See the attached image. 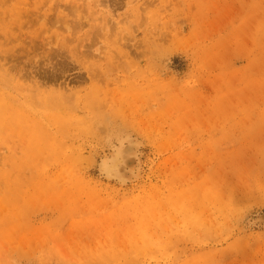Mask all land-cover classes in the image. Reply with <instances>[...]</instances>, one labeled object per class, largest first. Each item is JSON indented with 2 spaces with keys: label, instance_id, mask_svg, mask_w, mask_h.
<instances>
[{
  "label": "rangeland",
  "instance_id": "rangeland-1",
  "mask_svg": "<svg viewBox=\"0 0 264 264\" xmlns=\"http://www.w3.org/2000/svg\"><path fill=\"white\" fill-rule=\"evenodd\" d=\"M0 264H264V0H0Z\"/></svg>",
  "mask_w": 264,
  "mask_h": 264
},
{
  "label": "bare ground",
  "instance_id": "bare-ground-1",
  "mask_svg": "<svg viewBox=\"0 0 264 264\" xmlns=\"http://www.w3.org/2000/svg\"><path fill=\"white\" fill-rule=\"evenodd\" d=\"M129 136V135H128ZM131 136V135H130ZM125 146V145H124ZM123 146V147H124ZM130 146V145H129ZM122 148V147H121ZM123 150V149H122ZM128 151V150H127ZM129 151H131V150H129ZM120 153H122V152H120ZM126 153V152H125ZM128 153V152H127ZM130 153V152H129ZM131 154V153H130ZM130 154H128L129 156H130ZM119 155V154H118ZM126 155V154H125ZM128 155H126L127 157H129ZM120 156V155H119ZM122 158V157H121ZM132 158H133V156H132ZM125 160V159H124ZM129 161V160H128ZM132 161V160H131ZM124 162V161H123ZM127 162V161H126ZM137 162V161H136ZM117 163V162H116ZM128 163V162H127ZM127 163H125V164H127ZM132 163V162H131ZM121 164H123V163H121ZM99 165V164H98ZM109 165V164H108ZM121 166V165H120ZM106 167H107V165H106ZM122 167V166H121ZM124 167V166H123ZM111 168V167H110ZM108 169V168H107ZM124 169V168H123ZM140 169V168H139ZM130 170V169H129ZM134 170V169H133ZM110 172H113V171H110ZM117 172V171H116ZM127 172V171H126ZM125 173V172H124ZM108 175V174H107ZM122 175V174H121ZM135 179V178H134Z\"/></svg>",
  "mask_w": 264,
  "mask_h": 264
}]
</instances>
